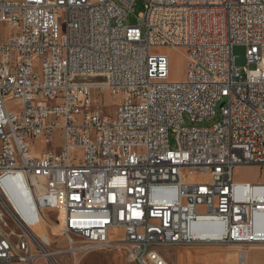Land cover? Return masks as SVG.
<instances>
[{"label":"built area","instance_id":"obj_1","mask_svg":"<svg viewBox=\"0 0 264 264\" xmlns=\"http://www.w3.org/2000/svg\"><path fill=\"white\" fill-rule=\"evenodd\" d=\"M136 1L0 0V264L50 263L51 228L126 264L262 243L264 183L233 171L264 165V0H141L126 24ZM160 47L183 49L181 80Z\"/></svg>","mask_w":264,"mask_h":264},{"label":"rangeland","instance_id":"obj_2","mask_svg":"<svg viewBox=\"0 0 264 264\" xmlns=\"http://www.w3.org/2000/svg\"><path fill=\"white\" fill-rule=\"evenodd\" d=\"M143 10L142 1H136L129 9L125 23L130 25L137 24L139 22L137 16ZM157 51L167 56L168 78L171 80H181L185 74V55L183 49L181 47H160ZM113 109L114 103H111L103 111L108 113L112 112ZM50 148L51 145L46 143L42 144L41 147L38 143L32 145V151L34 152L46 151ZM182 175L183 177H191L192 172L183 170ZM233 179L236 182L264 183V165H241L235 167ZM4 185L10 192L11 197L17 202L18 196L17 193L14 192L13 186L6 182H4ZM48 217L54 219V213L49 212ZM51 230L52 233H48L50 242L49 249L51 251L63 250L66 247V240L58 233L57 229L51 228ZM43 244L47 245L46 242ZM158 251L173 264H232L236 261L237 253L243 251L248 255L247 261L249 264L264 263V243L246 246L238 244L199 243L172 247L162 246ZM54 257L60 264H126L125 247L114 246L113 244L74 255L57 252L54 254ZM50 263L47 262L42 264Z\"/></svg>","mask_w":264,"mask_h":264},{"label":"bare ground","instance_id":"obj_3","mask_svg":"<svg viewBox=\"0 0 264 264\" xmlns=\"http://www.w3.org/2000/svg\"><path fill=\"white\" fill-rule=\"evenodd\" d=\"M196 229L197 232H199L198 234L199 237L218 238L220 235L219 233L212 232V229L208 226H197ZM253 230L255 234L261 239V242L264 243V213L257 215L253 225ZM50 252L51 254H55L59 251H50ZM244 254L248 256L247 253L244 252ZM48 259L52 264H60L53 257H49ZM158 262L167 263V259L159 251H158Z\"/></svg>","mask_w":264,"mask_h":264},{"label":"crops","instance_id":"obj_4","mask_svg":"<svg viewBox=\"0 0 264 264\" xmlns=\"http://www.w3.org/2000/svg\"><path fill=\"white\" fill-rule=\"evenodd\" d=\"M238 167V166H237Z\"/></svg>","mask_w":264,"mask_h":264}]
</instances>
